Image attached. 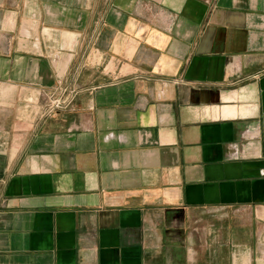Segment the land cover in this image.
I'll list each match as a JSON object with an SVG mask.
<instances>
[{"label": "crops", "instance_id": "obj_1", "mask_svg": "<svg viewBox=\"0 0 264 264\" xmlns=\"http://www.w3.org/2000/svg\"><path fill=\"white\" fill-rule=\"evenodd\" d=\"M0 264H264V0H0Z\"/></svg>", "mask_w": 264, "mask_h": 264}, {"label": "built area", "instance_id": "obj_2", "mask_svg": "<svg viewBox=\"0 0 264 264\" xmlns=\"http://www.w3.org/2000/svg\"><path fill=\"white\" fill-rule=\"evenodd\" d=\"M76 93L75 89H68L67 87L58 88L51 97L48 113L51 114L58 110L66 109L72 103Z\"/></svg>", "mask_w": 264, "mask_h": 264}]
</instances>
